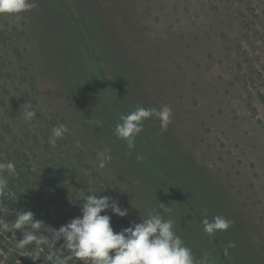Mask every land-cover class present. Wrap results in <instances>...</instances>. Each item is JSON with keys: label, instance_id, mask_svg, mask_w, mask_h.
I'll return each instance as SVG.
<instances>
[{"label": "rangeland", "instance_id": "374dc122", "mask_svg": "<svg viewBox=\"0 0 264 264\" xmlns=\"http://www.w3.org/2000/svg\"><path fill=\"white\" fill-rule=\"evenodd\" d=\"M0 31L6 38L0 36V87L7 115L16 120L34 164L44 157L51 164L73 157L85 162L77 158L78 142L66 135V107L45 74L60 64L52 38L68 65L110 83L123 116L184 203L191 220L181 226L183 238L202 250L218 248L181 176L144 132L163 114L167 135L222 188L226 227L250 228L248 246L260 257L248 255L244 244L240 264L264 262V0H0ZM42 55L44 67L35 64L36 72H27L25 60L41 62ZM124 64L134 67L139 91L124 80ZM70 89L75 95L77 87ZM93 109L92 132L106 150L121 153L125 146L113 124L103 125ZM207 182L203 189L217 209ZM135 225L143 237L157 240L162 257L179 263L166 237L139 214ZM12 262L0 243V264Z\"/></svg>", "mask_w": 264, "mask_h": 264}, {"label": "trees", "instance_id": "16d2710c", "mask_svg": "<svg viewBox=\"0 0 264 264\" xmlns=\"http://www.w3.org/2000/svg\"><path fill=\"white\" fill-rule=\"evenodd\" d=\"M49 40L60 56V64H52L48 72L44 71L54 83L55 97L66 107L73 131L66 135L78 142L74 144L77 158L85 162H77L73 157L68 164L64 158V163L57 160L51 164L44 157L34 164L26 150L25 137L16 131V120L7 115L9 110L0 87V243L12 263L171 264L160 254L157 240L140 233L135 225L138 214L151 230L166 237L179 258L178 264H240L244 244L248 255L251 251L254 258L260 257L248 246L247 224L239 229L226 227L220 213L228 208L222 188L167 135L169 122L163 114L161 122L145 124L144 132L157 154L181 176L218 248L207 244L202 250L183 238L181 226L189 225L191 220L184 203L123 116L110 83L89 79L81 70L68 65L58 45L52 38ZM28 60L25 62L29 64V73L36 72L37 66L44 67L43 55L41 62ZM132 64L121 67L123 78L139 91ZM66 79L70 81L67 83ZM73 85L77 87L75 95L70 89ZM35 91L40 89L36 87ZM92 109L97 110L103 125L113 124L125 146L121 153L106 150V142L92 132ZM74 177L78 180L74 181ZM206 181L219 199L217 209H211L212 196L203 189ZM229 210L235 212L231 207ZM10 240L12 252L11 246H7ZM245 262L251 264L248 259Z\"/></svg>", "mask_w": 264, "mask_h": 264}]
</instances>
